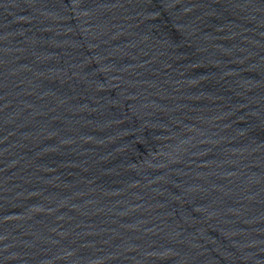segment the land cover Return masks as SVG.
Masks as SVG:
<instances>
[{"label": "water", "instance_id": "95a60500", "mask_svg": "<svg viewBox=\"0 0 264 264\" xmlns=\"http://www.w3.org/2000/svg\"><path fill=\"white\" fill-rule=\"evenodd\" d=\"M0 264H264V0H0Z\"/></svg>", "mask_w": 264, "mask_h": 264}]
</instances>
